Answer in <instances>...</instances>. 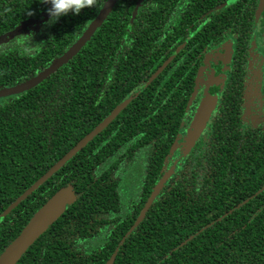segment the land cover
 I'll return each instance as SVG.
<instances>
[{"label": "trees", "instance_id": "16d2710c", "mask_svg": "<svg viewBox=\"0 0 264 264\" xmlns=\"http://www.w3.org/2000/svg\"><path fill=\"white\" fill-rule=\"evenodd\" d=\"M105 1L97 0L96 6L62 16L51 25L45 20L36 35L21 32L1 42L0 88L31 78L63 54ZM225 1L140 0L136 7L138 0H117L70 61L36 87L0 99V215L126 103L62 167L0 216V253L50 196L70 186L72 201L17 264H104L108 258L111 264L264 262V208L254 214L256 198L241 203L243 184L252 193L263 179L264 139L261 144L254 139L243 144L236 129L219 124L203 159L184 150L180 165L170 169L167 161L186 114L191 84L185 83L183 93L172 87L176 75L166 82L163 76L181 55L174 50L179 33L192 24L195 30L199 19L208 20L207 28L223 24L227 15L234 27L249 12L240 0L228 8ZM179 6L188 14L176 22ZM40 9H45L40 0H0V37L38 17ZM167 60L161 74L150 81ZM133 168L147 173L141 191L130 185L128 173ZM161 169L169 170L164 179L169 182L131 230ZM100 240L105 242L102 246Z\"/></svg>", "mask_w": 264, "mask_h": 264}, {"label": "flooded vegetation", "instance_id": "af4514ba", "mask_svg": "<svg viewBox=\"0 0 264 264\" xmlns=\"http://www.w3.org/2000/svg\"><path fill=\"white\" fill-rule=\"evenodd\" d=\"M238 1L226 0L225 7L228 8ZM240 1L247 6L249 12L241 16L234 27L229 24L227 15L223 24L214 25L212 23L207 28L205 25L208 20L200 21L201 19H199L194 25L197 27L195 30L191 29L192 24L189 30L179 33L180 40L176 41L177 45L174 50H179L181 55L175 61L174 67L168 68L167 74L163 76V81H168L174 74V76L176 75L172 80L174 89L179 87L183 93L187 92L185 83L191 84V89L188 91L190 99L187 100L185 106L186 114L184 113L178 132L174 137L173 153L167 159L170 169L175 164H179L182 158H185L184 150H187L193 157L198 156L203 159L204 153L211 151L213 130L219 124H223V128L231 125V128L236 129L242 135L243 144H251L253 139L261 144L264 139V5L258 12L260 0ZM42 5L45 9L39 10L38 17L25 21L21 32L28 35L35 33L36 35L41 31L43 22L49 19L46 11L49 5L45 3ZM185 14H188L186 7L179 6L176 10V22L183 20ZM207 14L208 12L203 16H207ZM108 77L107 79H109ZM175 97L177 98V96ZM100 106L102 105L99 103L98 107ZM204 107L209 110L204 126L196 137L191 138L187 143L193 120ZM183 145L187 147L185 148ZM260 152L263 157L264 149L262 148ZM135 159H138V155ZM103 165V163L99 164L101 171ZM161 171L158 180L164 176L167 180L169 170L161 169ZM128 177L132 188H138L140 191L144 189L146 172L142 173L133 168L129 171ZM262 178L259 180L261 184L252 193H249L247 186L243 184L241 203L245 204L249 199L256 198L254 214L264 208V176ZM166 180H164L163 186L169 182ZM121 186L132 192L128 188V184ZM244 210L245 213H250L247 207ZM99 226L100 223L98 232H100ZM99 242L101 246L105 243L104 240ZM86 258L89 262L95 261L93 256L85 255ZM108 260L109 258L104 264Z\"/></svg>", "mask_w": 264, "mask_h": 264}, {"label": "water", "instance_id": "95a60500", "mask_svg": "<svg viewBox=\"0 0 264 264\" xmlns=\"http://www.w3.org/2000/svg\"><path fill=\"white\" fill-rule=\"evenodd\" d=\"M117 0H106L95 16L89 23L87 28L82 32L80 37L59 57L55 58L47 67L39 71L36 75L29 79L24 80L21 83L15 84L9 87L0 88V99L8 97L11 95L20 94L22 92L28 91L38 84L47 79L50 75L55 73L64 64L70 61L80 50V48L88 41L92 34L97 28L105 21L108 14L116 4ZM140 0H138L136 7L138 6ZM264 5V0H260L258 6V12ZM25 26V22L19 24L13 30L5 33L0 37L1 42H7L11 40L15 35L21 33ZM169 60L165 61L152 75L150 81H152L160 71L167 65ZM149 81V82H150ZM126 103L120 104L116 107L110 115L98 124L92 131L85 135L81 140H79L72 148H70L55 164H53L43 175H41L25 192L16 198L14 202L10 203L8 207L0 215L3 217L8 214L17 204L23 200L27 195L31 194L36 190L43 182H45L53 173H55L63 164L69 160L77 151L85 146L97 133H99L125 106ZM209 110L204 107L200 110L199 114L196 115L192 123L193 134H188V139L196 137L197 133L204 126V121L207 117ZM165 176L162 177L158 183L153 188L152 193L145 202L144 207L140 211L139 217L135 224L131 227V230L136 226L138 221L143 217L144 213L147 211L149 205L157 195L158 191L161 189L164 182ZM71 187L67 186L56 191L52 196H50L44 204L30 217L27 223L22 227L18 235L11 240L0 253V264H17L21 256L26 252V250L34 243V241L50 226L63 212L65 206L72 201ZM111 259L106 262V264H111Z\"/></svg>", "mask_w": 264, "mask_h": 264}, {"label": "clouds", "instance_id": "9594fccd", "mask_svg": "<svg viewBox=\"0 0 264 264\" xmlns=\"http://www.w3.org/2000/svg\"><path fill=\"white\" fill-rule=\"evenodd\" d=\"M40 2L49 5L46 9L48 25L54 24L62 16L78 15L82 9L92 8L97 4V0H40Z\"/></svg>", "mask_w": 264, "mask_h": 264}, {"label": "rangeland", "instance_id": "374dc122", "mask_svg": "<svg viewBox=\"0 0 264 264\" xmlns=\"http://www.w3.org/2000/svg\"><path fill=\"white\" fill-rule=\"evenodd\" d=\"M27 21V20H26ZM34 76V75H33Z\"/></svg>", "mask_w": 264, "mask_h": 264}]
</instances>
